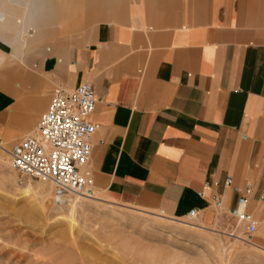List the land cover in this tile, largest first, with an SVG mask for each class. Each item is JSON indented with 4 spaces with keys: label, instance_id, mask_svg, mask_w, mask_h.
<instances>
[{
    "label": "crops",
    "instance_id": "0c3cea01",
    "mask_svg": "<svg viewBox=\"0 0 264 264\" xmlns=\"http://www.w3.org/2000/svg\"><path fill=\"white\" fill-rule=\"evenodd\" d=\"M91 3L113 19L80 45L69 34ZM148 3L124 13L120 0H0V136L37 129L55 86L89 83L90 170L106 202L180 220L214 205L234 216L246 198L240 222L264 248V0ZM49 39L66 47L28 53Z\"/></svg>",
    "mask_w": 264,
    "mask_h": 264
},
{
    "label": "rangeland",
    "instance_id": "374dc122",
    "mask_svg": "<svg viewBox=\"0 0 264 264\" xmlns=\"http://www.w3.org/2000/svg\"><path fill=\"white\" fill-rule=\"evenodd\" d=\"M145 2L120 0V8L127 13ZM82 16L80 26L69 34L80 45L99 22L113 19L99 17L93 3ZM56 46L66 47L49 39L28 53L44 57ZM9 72L0 70L1 89L10 85L5 81ZM18 72L27 69L18 67ZM35 127L18 140L0 136V264H264V248L248 236L245 222L216 205L195 219H167L106 202L96 181L89 192L93 198L77 195L65 203L54 202L51 184L22 178L10 162L9 151Z\"/></svg>",
    "mask_w": 264,
    "mask_h": 264
},
{
    "label": "built area",
    "instance_id": "2783aa9c",
    "mask_svg": "<svg viewBox=\"0 0 264 264\" xmlns=\"http://www.w3.org/2000/svg\"><path fill=\"white\" fill-rule=\"evenodd\" d=\"M97 103L96 91L89 83L74 90L63 87L54 90L35 132L9 151L13 169L22 178L51 184L56 203H65L76 195L92 192V139L99 127L90 122V117ZM226 183L231 185L232 179L228 178ZM252 189L248 184L246 194ZM261 199L264 201V193ZM245 207L246 198H241L234 213L239 220L247 219ZM241 209H244L242 214ZM188 216L198 217L199 212L193 210ZM255 232L256 224L251 223L247 234L251 237Z\"/></svg>",
    "mask_w": 264,
    "mask_h": 264
},
{
    "label": "bare ground",
    "instance_id": "6f19581e",
    "mask_svg": "<svg viewBox=\"0 0 264 264\" xmlns=\"http://www.w3.org/2000/svg\"><path fill=\"white\" fill-rule=\"evenodd\" d=\"M0 148H1V147H0ZM76 196H77V195H76ZM81 196H82V197H81L82 199L85 198V197H86V198H92L91 194H89V193H87V196H85V195H81ZM58 203L61 204L62 202L60 201V202H58ZM243 211H244V209H241V210H240V214H242ZM188 217H189V216H188ZM189 218H193V217H189ZM195 218H197V217H195ZM195 218H194V219H195ZM242 220H243V219H242ZM242 220H240V221H242Z\"/></svg>",
    "mask_w": 264,
    "mask_h": 264
}]
</instances>
